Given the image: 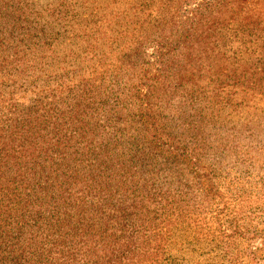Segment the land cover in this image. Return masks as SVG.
I'll return each instance as SVG.
<instances>
[{"label": "trees", "instance_id": "trees-1", "mask_svg": "<svg viewBox=\"0 0 264 264\" xmlns=\"http://www.w3.org/2000/svg\"><path fill=\"white\" fill-rule=\"evenodd\" d=\"M113 3L69 37L66 1L0 0V264H237L264 227V0Z\"/></svg>", "mask_w": 264, "mask_h": 264}, {"label": "rangeland", "instance_id": "rangeland-1", "mask_svg": "<svg viewBox=\"0 0 264 264\" xmlns=\"http://www.w3.org/2000/svg\"><path fill=\"white\" fill-rule=\"evenodd\" d=\"M55 2L66 1L65 11H66V19L58 20L56 31H68L69 37L73 35L80 36L82 33L77 32L78 26L75 21L71 20L70 17L73 14H77L78 18H81L82 21L85 19H89L92 21L93 26L97 28V30L103 25L108 24L107 27L112 28L111 20L115 19L117 21L121 20L120 12L121 8L117 10L118 3H113L116 0H54ZM121 1V0H119ZM84 2V4H81ZM67 27V28H66ZM84 27V26H83ZM82 27V28H83ZM72 33V34H71ZM84 46L82 39H74V41L69 42V51H71V56L74 58V54H78L80 57L87 56L88 50L87 48L82 50L80 54L77 50H74L76 45ZM65 49V48H64ZM63 49V51H64ZM261 115H264L262 112ZM245 173H242L241 176H245ZM257 175L260 177L261 185L258 188H261L264 185V168L262 171L258 170ZM257 185L255 182L251 183V188L260 192V196L262 197L261 208L259 214L261 215V221L264 222V197L261 191L257 189ZM234 253H236L237 264H264V227L262 231L259 230L257 233L251 232L250 235H245L244 239L241 241V245L235 248ZM198 263L203 264V259H195ZM210 261L207 263L209 264ZM191 264H196L195 261L191 262ZM219 264H222V261L219 260ZM228 264V263H225Z\"/></svg>", "mask_w": 264, "mask_h": 264}]
</instances>
